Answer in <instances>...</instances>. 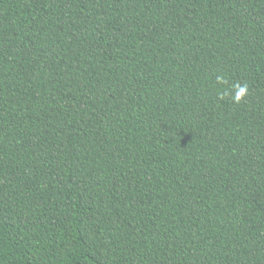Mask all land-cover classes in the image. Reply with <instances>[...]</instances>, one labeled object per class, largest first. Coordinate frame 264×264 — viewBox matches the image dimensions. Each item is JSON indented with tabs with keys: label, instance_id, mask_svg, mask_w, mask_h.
Segmentation results:
<instances>
[{
	"label": "trees",
	"instance_id": "1",
	"mask_svg": "<svg viewBox=\"0 0 264 264\" xmlns=\"http://www.w3.org/2000/svg\"><path fill=\"white\" fill-rule=\"evenodd\" d=\"M0 264H264V0H0Z\"/></svg>",
	"mask_w": 264,
	"mask_h": 264
},
{
	"label": "clouds",
	"instance_id": "2",
	"mask_svg": "<svg viewBox=\"0 0 264 264\" xmlns=\"http://www.w3.org/2000/svg\"><path fill=\"white\" fill-rule=\"evenodd\" d=\"M217 79L221 83L225 82L222 77H218ZM234 87L236 88V92H235L233 99L235 102L238 103L240 101V99L243 98L247 94L248 86L246 84L245 85L237 84V85H234Z\"/></svg>",
	"mask_w": 264,
	"mask_h": 264
}]
</instances>
